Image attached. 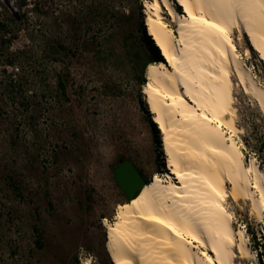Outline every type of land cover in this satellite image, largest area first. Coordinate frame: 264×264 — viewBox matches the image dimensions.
<instances>
[{
    "label": "rangeland",
    "instance_id": "1",
    "mask_svg": "<svg viewBox=\"0 0 264 264\" xmlns=\"http://www.w3.org/2000/svg\"><path fill=\"white\" fill-rule=\"evenodd\" d=\"M9 1L0 0V264H113L103 221L114 222L118 206L130 202L115 169L129 162L150 182L169 174L138 82L142 65L133 63L135 55L148 60L141 29L152 0ZM238 38L264 87L263 62ZM233 81L242 132H226L247 164H259L264 115ZM227 207L257 255L244 264H264V249H253L264 243V220L250 204Z\"/></svg>",
    "mask_w": 264,
    "mask_h": 264
},
{
    "label": "bare ground",
    "instance_id": "2",
    "mask_svg": "<svg viewBox=\"0 0 264 264\" xmlns=\"http://www.w3.org/2000/svg\"><path fill=\"white\" fill-rule=\"evenodd\" d=\"M175 1L184 15L171 0L145 4L148 34L166 63L147 68L143 93L162 133L169 174L155 175L137 197L118 206L114 222L103 221L107 252L113 264L256 261L227 202L250 204L263 221L264 171L256 159L244 161L226 129L242 132L235 125L233 77L264 115V87L234 39L247 38L264 64V0Z\"/></svg>",
    "mask_w": 264,
    "mask_h": 264
},
{
    "label": "trees",
    "instance_id": "3",
    "mask_svg": "<svg viewBox=\"0 0 264 264\" xmlns=\"http://www.w3.org/2000/svg\"><path fill=\"white\" fill-rule=\"evenodd\" d=\"M173 2V4L176 6V9L178 10V12L180 13L182 10H181V7L178 6V4L176 3L175 0H171ZM181 14V13H180ZM184 15V14H182ZM141 36L143 37V39L146 41L147 43V49H146V53H145V56L148 55V60L145 61L143 58H139L138 56H134L133 58V63L136 64V65H142L141 68H139V72H140V77H139V84L141 87H144L147 83V81L145 80V70L150 66V65H157V64H160V63H166L165 59L163 58V56L161 55V52H160V49L156 46L153 38L148 34V31H147V28L146 26L144 25L143 23V26H142V29H141ZM139 55V54H138ZM143 59L144 62H141ZM61 86L63 87V84L61 83ZM142 103V102H141ZM145 112L149 114V111L148 109L145 107L144 108ZM151 120V124H152V127L156 130L157 129V126L156 124H154L152 122V119ZM157 145L159 147V149L162 147V141L159 140L157 142ZM259 166L260 168L264 171V160L261 159L259 161ZM140 173V172H139ZM141 174V173H140ZM142 176V174H141ZM145 181V180H144ZM146 185H148L150 183V181H145ZM138 194L135 196L137 197ZM252 239L255 240V236L254 235H251ZM253 249L257 252L258 254V249H264V243L262 245H259V247L255 246L253 247ZM262 264V263H261Z\"/></svg>",
    "mask_w": 264,
    "mask_h": 264
},
{
    "label": "water",
    "instance_id": "4",
    "mask_svg": "<svg viewBox=\"0 0 264 264\" xmlns=\"http://www.w3.org/2000/svg\"><path fill=\"white\" fill-rule=\"evenodd\" d=\"M114 177L117 184L130 201L146 186L137 168L129 162H125L118 166L114 171Z\"/></svg>",
    "mask_w": 264,
    "mask_h": 264
},
{
    "label": "flooded vegetation",
    "instance_id": "5",
    "mask_svg": "<svg viewBox=\"0 0 264 264\" xmlns=\"http://www.w3.org/2000/svg\"><path fill=\"white\" fill-rule=\"evenodd\" d=\"M4 4H6L7 6H10L11 7V4H10V1L9 0H1ZM5 1V2H4ZM12 13H13V16L16 18H20L19 14L16 13V11L14 9H12ZM121 189V188H120ZM122 191V190H121ZM123 192V191H122ZM124 193V192H123Z\"/></svg>",
    "mask_w": 264,
    "mask_h": 264
}]
</instances>
